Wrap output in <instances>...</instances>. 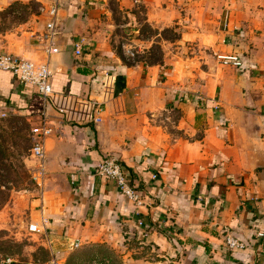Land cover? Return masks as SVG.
I'll use <instances>...</instances> for the list:
<instances>
[{"label": "crops", "instance_id": "1", "mask_svg": "<svg viewBox=\"0 0 264 264\" xmlns=\"http://www.w3.org/2000/svg\"><path fill=\"white\" fill-rule=\"evenodd\" d=\"M199 3L193 0V8ZM59 4L60 51L49 59L53 89L108 99L101 123L67 126L65 136L48 140L50 186L42 200L48 205L43 212L48 246L60 254L79 242L82 254L111 252L115 264H264V236L258 234L264 230V0H244L242 9L256 10L247 17L231 2L230 30H218L229 40L218 46L241 61L236 76L224 77L217 87L193 88L175 82L166 63H130L118 47L141 4L159 27L182 23L176 13L164 16L170 5L155 7L154 0ZM44 20L36 38L22 45L1 34L0 52L46 61L40 35L47 14ZM184 21L182 44L195 41L199 52L209 45L216 49L200 23ZM233 23L242 26L239 34L231 30ZM105 83L112 87L109 94ZM43 108L33 85L0 69V114L17 113L37 123ZM108 157L121 161L141 205L122 195L113 180L91 173ZM228 238L239 245L230 247Z\"/></svg>", "mask_w": 264, "mask_h": 264}, {"label": "rangeland", "instance_id": "2", "mask_svg": "<svg viewBox=\"0 0 264 264\" xmlns=\"http://www.w3.org/2000/svg\"><path fill=\"white\" fill-rule=\"evenodd\" d=\"M198 1L200 3L196 4L198 9L196 10L193 8V0H154L155 7L161 4L170 5L171 8L166 15L164 14L165 17L170 18L176 13L182 20L180 24L165 27L151 23L146 13L147 9L141 4L137 9V19L128 24L130 31L127 30V33L118 39V47L122 54L124 52L122 44L125 42L131 44L135 50V56L126 61L166 63L165 69L174 75L175 82L184 81L183 84L187 88L204 84L217 87L224 77H235L239 68L224 62L223 56L228 52H225V47L218 46L220 43L227 44L228 36L227 40L222 38L218 30L225 32L230 30V18L228 19L227 14L231 2L234 3L239 16H243L245 11L244 16L247 17L256 10L245 7L242 9L244 0ZM45 4L46 0H0V35L12 36L14 45L17 43L22 45L25 40L35 39L38 28L45 23V13L42 11ZM184 18L187 22L194 18L196 23H200L201 28L205 30L203 32L208 33L204 38L209 40L208 44L216 43L217 50H213L214 46L210 48L209 45L207 50L203 49L206 52H199L200 47L195 41H185L182 44L180 35L184 29ZM131 23L136 26L133 24L130 26ZM194 24L192 25L195 26ZM239 28L242 26L239 25L236 29L233 23L231 30L235 29L239 34L242 30ZM215 33L219 36H215ZM253 40L249 39L252 45L255 44ZM177 47H182L180 52H177ZM250 53L246 52L248 55ZM179 73L184 77H179ZM201 94L206 96L205 93ZM202 101L205 102V99ZM245 106L248 110L254 109L252 105ZM217 110H222L220 105ZM35 123L17 113L0 114V167H3L2 165L7 167L0 169V187L10 194V199L0 210V264H52L54 260L59 264H115L111 252L106 255L103 254L104 250L95 249L94 252L82 254L79 247L75 249L69 247L60 254L55 253L47 244L45 232L30 231V225L40 222L48 206L44 207L42 200L47 197L46 192L50 186L47 164L49 152L46 155L47 176L44 190L32 179L37 160L30 156L27 148L30 144V130ZM15 138L18 142L16 146ZM26 141L27 148H24ZM3 195L4 193L0 192V197Z\"/></svg>", "mask_w": 264, "mask_h": 264}, {"label": "built area", "instance_id": "3", "mask_svg": "<svg viewBox=\"0 0 264 264\" xmlns=\"http://www.w3.org/2000/svg\"><path fill=\"white\" fill-rule=\"evenodd\" d=\"M59 7V0H54L42 7V11L48 16L46 29L40 35V40L45 46L46 61L35 62L18 54L0 52V69L11 72L25 84L33 85L44 101V108L40 113L39 121L30 130L31 146L29 148L30 156L37 160L32 179L42 190H44L47 176L46 154L50 137L65 136L67 126L101 123L104 119L108 99V97L103 100L81 97L53 89V70L49 64V59L60 51L56 45ZM122 46L126 59L135 56L136 53L131 44L125 42ZM81 50V43H76V54H81ZM223 57L226 64L241 66V61L237 56ZM104 87L105 93H111L112 87L110 84L105 83ZM91 173L95 176L113 180L119 192L129 201L136 205L142 204L139 191L130 185L127 171L119 159L108 157L94 166ZM140 223L142 224V222ZM30 231L46 233L45 217L42 216L40 224H31ZM258 234L264 236V230H260ZM227 244L230 247L239 245L234 238H228ZM79 245V242L74 243V248H78ZM52 264H59V262L54 260Z\"/></svg>", "mask_w": 264, "mask_h": 264}, {"label": "trees", "instance_id": "4", "mask_svg": "<svg viewBox=\"0 0 264 264\" xmlns=\"http://www.w3.org/2000/svg\"><path fill=\"white\" fill-rule=\"evenodd\" d=\"M28 141V140H27ZM27 141H26V143H24V148H27ZM14 144H15V146L16 145H18V142L16 141V138L14 139ZM30 146H31V141H30V144H29V146H28V152H29V148H30ZM23 148V147H22ZM3 167H0V169L1 168H4V169H7V167L5 166V165H2ZM7 188V187H6ZM0 192L1 193H4V195L2 196V197H0V210H1V208L8 202V200L10 199V194H9V191L7 192H4L3 190H2V188L0 187Z\"/></svg>", "mask_w": 264, "mask_h": 264}]
</instances>
